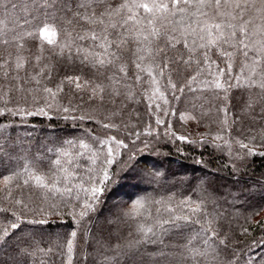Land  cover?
Segmentation results:
<instances>
[{"label": "trees", "instance_id": "16d2710c", "mask_svg": "<svg viewBox=\"0 0 264 264\" xmlns=\"http://www.w3.org/2000/svg\"><path fill=\"white\" fill-rule=\"evenodd\" d=\"M16 2L21 4L23 0ZM11 3L12 0H4L0 4V19L22 23L25 13L13 9ZM35 43L27 42L31 51H25V55L37 54ZM45 55L51 76L43 82L54 90L68 76L93 82L101 79L95 69L81 64L79 59L68 60L50 52ZM27 71L33 74L31 65ZM189 74H196L195 65L187 70L181 68L179 73L171 71V78L180 85ZM203 76L207 78V73L203 72ZM157 79L164 99L153 95L156 86L150 82L124 89L122 95H105L103 101L92 98L90 88L78 91L67 82L55 99L43 92H33L35 99L30 96L26 101L20 94L11 95L7 107L15 111L19 106L24 111L0 116V144L14 157L11 161L3 157L0 177L19 169L24 158L37 156L42 159L36 170L52 175L56 170L51 161L67 150L74 161L65 165L74 173L70 181L73 192L63 197L57 194L47 201L28 187L10 186L12 195L7 198L6 192H0V208L7 209L0 212V225L14 222V212L23 221L40 218L39 209L51 212L53 203L60 212L45 217L49 225L22 223L13 233L18 239L9 237L8 244L0 247V264H66L62 245L72 231L77 233L72 264H264V156L246 154L249 149L264 153V103L245 110L249 93L233 89L226 102L229 115L225 124L224 113L217 111L225 103L222 99L203 101L204 96L212 94H194L187 89L184 93L174 92L164 77ZM4 107L0 103V109ZM39 108L47 114H28ZM65 108L69 110L65 112ZM182 116L195 118L185 120ZM157 120L163 123L158 124ZM105 124L110 127L105 128ZM179 136L186 140L177 139ZM113 138L127 145L119 147L118 159L127 162L120 186L102 196L94 211L83 219L69 215L81 210L78 205L86 197L76 186L88 187L90 179L106 166L107 148L117 147ZM105 140L109 141L107 145L101 143ZM81 143L87 144L88 149L80 148ZM241 143L248 148H242ZM180 169L189 173L180 174ZM60 175L56 173V178ZM63 183L69 182L58 186ZM16 199L28 207L17 205ZM137 199L144 203L141 214L129 215ZM197 205L200 210L193 212ZM175 217L188 219L160 227ZM141 225L153 227L157 236L138 244L134 251L139 254L134 257L131 253L120 254L113 246L139 240L142 234L137 229ZM32 237L40 248L51 247L52 251L37 250L33 257L18 255V246L28 247ZM193 248L206 255L190 259L188 249Z\"/></svg>", "mask_w": 264, "mask_h": 264}, {"label": "snow or ice", "instance_id": "6c2138e0", "mask_svg": "<svg viewBox=\"0 0 264 264\" xmlns=\"http://www.w3.org/2000/svg\"><path fill=\"white\" fill-rule=\"evenodd\" d=\"M3 2L0 0V4ZM11 7L22 9L25 15L22 23L19 20L0 19V103L5 105L0 109V116L6 112L16 115L24 111L19 106L15 111L7 107L12 94H20V98L26 101L30 96L35 99L33 92H43L55 99L63 91L65 82L73 84L78 91L90 88L92 98L101 101L105 95H122L124 89L150 82L156 86L153 95L159 94L164 99L157 77H164L167 86L174 92L184 93L185 89L194 94L207 92L212 96H204L203 101L210 102L212 98L225 101L217 107V111L224 113L225 124L229 115L226 102L233 89L249 93L244 102L245 110L264 103V0H23L21 4L12 0ZM29 40L37 42L34 44L37 54L25 55V51H31L27 48ZM79 41H89L90 44L81 46ZM46 52L68 60L79 59L81 64L95 69L101 79L93 82L83 80L80 76H68L56 84L54 90L43 82L51 76ZM29 65L33 68V74L27 71ZM193 65L196 66L195 75L189 74L180 85L173 82L171 71L179 73L181 68L187 70ZM234 66L238 71L234 72ZM201 69L207 73V78ZM68 110L64 109L65 112ZM28 114L47 113L39 108L37 112ZM194 118L181 117L185 120ZM157 123L163 121L157 120ZM104 127L110 125L105 124ZM216 138L222 139L219 136ZM177 139L186 140V137L179 136ZM113 141L117 147L115 150L107 148L106 166L95 178L90 179L88 187L76 186L86 193V197L78 205L81 210L69 215L83 219L94 211V205L102 196L111 194L120 186L123 178L121 173L127 162L118 159L119 147L127 145L123 141H115V138ZM68 143L71 144V141ZM101 143L107 145L109 141ZM79 147L88 149L89 146L81 143ZM241 147L248 148V145L241 143ZM246 154L264 156V153H256L252 149ZM3 157L9 161L14 158L0 144V164L4 163ZM41 159L39 156L24 158L25 162L19 169H12L11 174L0 177V192L7 193L5 198L12 195L10 186L13 185L34 190L42 201L54 198L57 194L61 197L72 195L70 181L74 173L65 167L73 164L72 154L64 150L59 153V158L51 161L56 170L52 175L36 170ZM113 166L116 171H113ZM56 173L61 174L59 178H56ZM62 182L69 183L58 186ZM75 199L80 201L81 197L76 195ZM15 203L28 207L21 199H16ZM143 207V201L137 199L129 215H140ZM51 209L53 211L46 212L40 208L37 213L40 218L27 221L12 213L15 221L7 226L0 225V247L8 244L9 237L18 239L13 233L24 222L49 225L45 217L60 215L55 203L51 204ZM199 210L200 206L197 205L192 211ZM5 211L7 209L0 208V212ZM180 219L187 220L188 217H175L172 221H164L160 227L170 222L175 224ZM137 231L142 234L139 240L113 247L119 249L120 254L131 253L134 257L139 254L134 251L138 244L157 236L153 227L141 225ZM76 236V231H72L70 238L62 245L66 249V264H72ZM204 243L207 244L208 240L205 239ZM184 247L187 249L188 245ZM37 250L51 252L52 248H40L39 242L32 237L28 247L18 246L17 254L33 257ZM188 251L190 259L206 255L194 248ZM161 256L167 258L163 250ZM41 264L45 262L41 261Z\"/></svg>", "mask_w": 264, "mask_h": 264}, {"label": "rangeland", "instance_id": "374dc122", "mask_svg": "<svg viewBox=\"0 0 264 264\" xmlns=\"http://www.w3.org/2000/svg\"><path fill=\"white\" fill-rule=\"evenodd\" d=\"M193 123L191 122V121H189V125H190V127H193V125H192ZM179 173L180 174H188L189 173V171H186V170H183V169H180L179 170ZM195 173V172H194Z\"/></svg>", "mask_w": 264, "mask_h": 264}]
</instances>
